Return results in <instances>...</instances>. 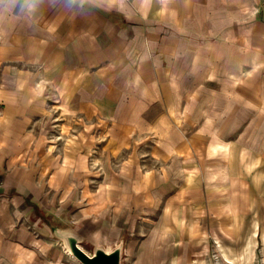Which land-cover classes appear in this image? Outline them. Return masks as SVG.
I'll return each mask as SVG.
<instances>
[{"label": "crops", "instance_id": "obj_1", "mask_svg": "<svg viewBox=\"0 0 264 264\" xmlns=\"http://www.w3.org/2000/svg\"><path fill=\"white\" fill-rule=\"evenodd\" d=\"M18 4L24 8L17 9ZM190 35L206 40L215 62L228 60V72L216 70L209 81L216 83L218 76L226 75L229 86L241 85L243 98L253 103L245 106V117L264 119V0H0V181L20 183L21 192L35 194L40 201L30 215L35 228L27 220L18 224L8 211L9 194L0 189V264L81 263L56 236V219L72 226L61 230L82 235L85 250L103 245L111 251L123 243V257L142 258L139 264L166 258L170 264H194L207 249L209 231L219 246L228 241L232 248L242 247L243 255L251 245L242 241L249 237L244 219L251 211L237 206L236 197L231 201L230 193L212 208L211 217H205L203 201L187 197L186 208L175 198L179 202L171 216L153 223L140 252L138 236L127 237L130 229L140 226L123 216L132 214L130 206L141 202L142 211L153 212L166 203L167 198L154 192L174 169H166L161 179L157 165L181 164L191 171L171 192L173 197L199 183L202 163L181 157L188 145L179 118L183 122L180 115L189 112L180 113L173 80L174 62L179 63L172 61L173 54L188 49L187 44L174 49L173 40L183 42ZM158 52L169 61L157 60ZM232 58L236 67L230 64ZM234 92L229 88L220 99L226 104L200 111L193 124L216 117L218 132L226 133L220 117L236 118V102L242 98ZM61 117L112 119L107 132L111 136L95 141L97 156L91 132L84 129L78 139L74 133L46 140V127L63 134L64 129L52 126ZM228 126L236 134L235 124ZM145 134L156 138L149 142L152 157L144 172L141 161L125 160L118 151L130 148L135 153L138 142L131 139ZM100 156L114 173L100 175L97 182L91 160L98 162ZM122 159L127 162L120 173L109 168ZM212 160L234 165L231 159ZM223 175L225 181L228 174ZM163 188L168 191L172 184ZM132 197L137 198L135 205Z\"/></svg>", "mask_w": 264, "mask_h": 264}, {"label": "rangeland", "instance_id": "obj_2", "mask_svg": "<svg viewBox=\"0 0 264 264\" xmlns=\"http://www.w3.org/2000/svg\"><path fill=\"white\" fill-rule=\"evenodd\" d=\"M16 8L22 10L24 7L18 4ZM186 44L188 46L187 52H185L186 54L184 52L181 54L180 52L173 54L172 61L179 60L178 64L174 62V95H178V108L180 109V113L183 111L189 112V114L180 115L185 117L183 118V122L182 119L178 117L181 121L179 123V129L182 130L180 134L184 137V142L188 145V148L185 149L186 151H182L181 157H185L187 161L197 158L199 162L202 163L198 167L200 171L202 170L201 176L198 179L199 183H197L198 185L195 183L196 186L189 187V191L187 192H176L177 194L173 197L175 193L171 192H175L180 188V185L182 184V181L180 182V180L184 179L185 175L188 177V175H190L189 172L191 171H188L187 167L185 165L182 166L181 164L172 163L169 166L157 165L156 173L161 179L164 178L166 169H174V175L171 174L169 176L167 183H158L156 188L157 191L154 192L155 195H162L167 198L166 203L155 207L153 212H150L148 209L142 211L141 209H143V206L141 205V202L137 206H130L128 209L132 211V214L124 213L123 216L128 218V222L134 218L135 222L139 223L140 226L138 228L130 229L127 237H129V234H135L138 236L140 239V245L137 251L140 252L139 250L144 243L143 239H145L155 227L153 223L156 224L161 221L164 223L166 218L171 216L170 211L172 207L176 206L177 202H179L176 201L175 198H181V205L186 208L187 197H194L195 200L203 201L205 217H211V214L213 213L212 208L217 205L219 200H223L222 198L230 193L231 201H234V197H236L235 200L237 206L250 208L251 213L247 214L244 219V223L250 227L248 232H246V235H249V237L242 241L251 243V249L244 256L241 255L242 247L233 246L234 248H232L229 246L230 243L228 241H223V245L219 246L211 239L213 233L209 231V235L206 233V239L208 238V240H206L205 247H207V249L198 260L204 259L208 264H264V158H262V156H264V119L259 116L252 119L245 117L243 113L245 106H250L253 103L246 101V99L243 98L246 94L243 92L245 89L241 87V85L231 84V86H229L230 84L226 75L218 76L216 83L209 81V78H212L216 70L228 72L227 59H223V62L220 63L217 58V62H215L214 55L211 52V46H207L204 38L190 35V37L184 39L183 42L181 39L177 42L173 40L174 49L180 50L181 46ZM219 49L221 50V48ZM167 57L168 55L160 54L159 52L156 54V59L163 63L166 62V59L169 61ZM231 61L232 63L230 64L232 67H236L237 61L235 58H232ZM186 64L188 66H186ZM207 70H209L210 73L209 71L207 72ZM160 74L164 77L161 70ZM231 87L235 90L234 94L241 95L242 98L241 101L236 102V118L220 117V127L224 129L226 133L218 132V124L213 123L216 117L215 119L213 117L198 119L197 124L194 125L193 119L199 115L200 111L218 109L221 105L226 104L225 102L220 101V99L223 98V94H226ZM180 95L182 98H180ZM222 109H227V107L221 108V110ZM113 122L112 119L107 118H93L91 120L80 118L65 119L63 117L56 118L55 123H52V126H59L60 129H64L61 130L64 132L63 134L57 133V135H55L54 133H50L49 128L46 127V140L47 138L50 140L52 136L53 138H56L57 136H65L69 138L71 134L74 133H77L76 138L78 139L83 136V134L79 132L84 129L85 131L91 132L89 137L94 141V155L97 156L98 150L96 151V149H99L98 142L106 141L107 138L111 136V134L108 135L107 132L113 126ZM228 122H231L233 128L235 124L236 134L229 132L230 127L228 126ZM68 125L71 126L68 127ZM88 128L91 129L88 130ZM145 135L141 138H139L140 135L134 136L131 139V141L137 140L138 142L135 153H132L134 152L132 148V150L126 148L125 151H118L125 160L134 161L135 163L141 161V168L144 172L148 170L147 162L152 157L151 151L148 149L150 147L149 142H155L156 138V135ZM159 140L160 139L157 138V141ZM95 141L98 142L96 143ZM162 141H164V139ZM195 141H199V146L196 148L194 146ZM230 143L233 145L232 149L228 148ZM123 152L124 154H122ZM174 153L176 155L177 151ZM95 156L93 158H95ZM213 158H223L226 159V162L231 159L234 165H217V160L213 161ZM101 159L102 157L100 156V161L98 162L94 159L91 160V169L94 176L93 180H96L97 182H100V175L114 173L107 170L108 165L106 166ZM126 162L127 161H123V159L116 160L111 163L109 168L118 173L119 170H123ZM222 174H228L225 181H223L224 179L221 177ZM173 179L176 181H172ZM232 179L237 180V182H232ZM183 182L185 183V181ZM171 184L172 190L165 191L163 186H171ZM232 184L236 186V188L234 187V189H232ZM158 186L161 188L159 189ZM0 189L6 190L9 194L8 211L12 212L16 222L20 224V222L27 220L30 221L33 228H35L34 223H32L30 219L31 212H36L40 207V201L35 194H25L24 192H21L20 183L4 182L3 180L0 181ZM29 191L32 192L33 188H30ZM29 191L27 193H29ZM136 199V197H132L129 200L135 205ZM77 200L79 199L77 198L74 203H76ZM145 208H147V206ZM34 214L35 213H32V215ZM240 220L242 221L241 218ZM59 221L61 220L56 219L53 222L54 225H57L55 231L68 229L69 227L72 228V226H67L68 223L66 224ZM147 222H150L151 225H148ZM126 240H128V238ZM87 248L88 249L86 250L89 252H93L94 250L93 247L87 246ZM133 256L129 255L123 257L122 264H139L142 258L138 261ZM138 257H140V254ZM69 264L81 263L69 262ZM146 264H170V262L169 260L167 261L166 258L159 262L152 260Z\"/></svg>", "mask_w": 264, "mask_h": 264}, {"label": "water", "instance_id": "obj_3", "mask_svg": "<svg viewBox=\"0 0 264 264\" xmlns=\"http://www.w3.org/2000/svg\"><path fill=\"white\" fill-rule=\"evenodd\" d=\"M66 249L82 264H122L124 244L120 243L111 251L103 245L96 246L92 253H88L82 246L83 237L75 230H56Z\"/></svg>", "mask_w": 264, "mask_h": 264}, {"label": "bare ground", "instance_id": "obj_4", "mask_svg": "<svg viewBox=\"0 0 264 264\" xmlns=\"http://www.w3.org/2000/svg\"><path fill=\"white\" fill-rule=\"evenodd\" d=\"M251 249V245L247 246L246 250L243 252V255L245 256L246 253L249 252V250ZM194 263L196 264H208V262L206 260H196Z\"/></svg>", "mask_w": 264, "mask_h": 264}]
</instances>
